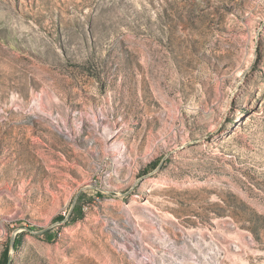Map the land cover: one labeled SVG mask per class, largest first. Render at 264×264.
I'll use <instances>...</instances> for the list:
<instances>
[{
    "label": "rangeland",
    "instance_id": "rangeland-1",
    "mask_svg": "<svg viewBox=\"0 0 264 264\" xmlns=\"http://www.w3.org/2000/svg\"><path fill=\"white\" fill-rule=\"evenodd\" d=\"M0 264H264V0H0Z\"/></svg>",
    "mask_w": 264,
    "mask_h": 264
},
{
    "label": "bare ground",
    "instance_id": "bare-ground-1",
    "mask_svg": "<svg viewBox=\"0 0 264 264\" xmlns=\"http://www.w3.org/2000/svg\"><path fill=\"white\" fill-rule=\"evenodd\" d=\"M240 76H241V75H240ZM241 84H242V82L240 83V85H241ZM232 127H233V129H234V130H237V129H239V128H240V126H239V125H237V124H236V125H234V126H232Z\"/></svg>",
    "mask_w": 264,
    "mask_h": 264
}]
</instances>
